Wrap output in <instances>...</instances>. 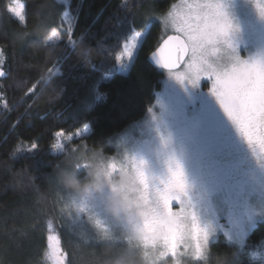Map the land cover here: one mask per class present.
<instances>
[{"label":"trees","instance_id":"trees-1","mask_svg":"<svg viewBox=\"0 0 264 264\" xmlns=\"http://www.w3.org/2000/svg\"><path fill=\"white\" fill-rule=\"evenodd\" d=\"M175 1L69 0L76 37L69 44L66 37L46 41L61 14L53 0H25L26 27L9 17L10 0H0V68L5 72L0 77V264H43L46 223L52 220L61 229L70 264H87L86 255L93 251L101 256L118 250L115 243L80 239L61 226L53 176L65 153L51 145L56 131L73 133L87 122L89 132L69 144L113 153L109 140L152 108L164 71L148 57L163 38L162 23H150L126 72L118 70L115 57L133 35L140 10L151 3L156 12L165 13ZM81 40L100 53L90 68L77 52ZM91 92L102 98L81 105ZM32 143L39 147L29 152ZM263 241L264 220L256 223L241 249L219 236L210 243L207 259L194 264H256V247ZM120 248L127 258L142 261L137 249Z\"/></svg>","mask_w":264,"mask_h":264},{"label":"rangeland","instance_id":"rangeland-1","mask_svg":"<svg viewBox=\"0 0 264 264\" xmlns=\"http://www.w3.org/2000/svg\"><path fill=\"white\" fill-rule=\"evenodd\" d=\"M53 1L61 8L56 27L63 33L66 25L61 27V24L64 12L69 13V0ZM178 2L179 0L173 2L165 13H158L151 3L147 4L136 16L134 33L142 32L145 35L150 23L158 20L162 23L164 37V28H171L167 12ZM221 3L232 25L228 39L234 46L235 54L248 61L264 59V16L257 9V0H221ZM69 15L73 17L70 13ZM167 34H171L170 31ZM49 35L46 37L48 43L63 39L62 36L61 39L51 40ZM215 48V51L209 48L205 52L207 61L217 68L228 66L233 56L232 49L223 43ZM0 59L2 60V56ZM130 65L131 62L123 66L118 64V70L126 72ZM211 82L210 77H202L198 86L187 82L181 84L169 76L168 71H164L161 88L151 111L148 110L143 117L109 140V145L114 148L113 153L91 149L85 144H69L71 140L60 138L63 147L56 149V152H64L65 155L54 173L53 187L61 226L80 239L119 245L118 250L112 253L97 256L93 251L87 254V264H103L106 260L124 256V249L120 248L123 246L138 250L137 258L142 261L131 259L133 264H194L195 261L207 259L210 243L219 236L241 249L256 223L264 220V161L245 185H233L229 188L230 193L225 191V178L216 180L214 169L220 164L228 135L237 128L210 93ZM101 98L102 94L91 92L80 100V104L85 105ZM84 124L88 125L87 122ZM84 124L75 132L66 134H73V139L86 135L89 125L85 131ZM76 132H80L79 137L74 135ZM234 146L237 150L240 149L237 144ZM171 156L183 166L191 201L178 217V223L183 225V232L174 255L168 253L163 242L164 236L171 230L172 221L160 198L163 193L162 181H166L168 176L167 161ZM140 161H143L148 183L145 199H142L144 189L133 167L134 162L139 164ZM91 166L104 169L106 183L101 188H93L87 195L66 190L58 182V175L64 170H74L81 180H86ZM120 172H131L136 178L132 200L136 207L143 210V219L139 224H134L131 219L118 221L107 211V197L112 191L110 183ZM239 204L244 205L251 213L245 221H235L233 224L230 212L233 206ZM173 207L178 208L175 202ZM189 211L194 212L199 225L208 230L207 241L203 242L198 256L193 254L194 221ZM50 222L55 223L62 239L59 225L56 221ZM145 228H151L156 234L154 243H146L150 237L145 235ZM134 232L140 234L139 240L133 239ZM256 248L253 260L256 264H264V241ZM6 254L13 255L8 249ZM43 264H50L46 253Z\"/></svg>","mask_w":264,"mask_h":264},{"label":"snow or ice","instance_id":"snow-or-ice-1","mask_svg":"<svg viewBox=\"0 0 264 264\" xmlns=\"http://www.w3.org/2000/svg\"><path fill=\"white\" fill-rule=\"evenodd\" d=\"M256 6L260 15L264 16V0H257ZM26 7L25 0H10L6 10L10 18H14L19 25L26 27ZM167 16L171 22V28H164L165 36L160 38L150 51L152 60L167 69L168 75L181 84L187 82L198 86L202 77H210L212 79L210 93L215 96L223 112L253 151L260 157H264V61H248L235 54L234 46L228 39L232 25L223 10L221 0H179L172 5ZM73 20L74 18L65 11L61 27L66 25V28L62 33L57 27H53L49 39L57 40L63 36L67 38V43H73L76 39ZM169 31L171 34H167ZM143 37L144 33L135 32L126 39L120 54L115 57L116 62L123 66L134 61L140 50L138 45ZM221 43L232 49L233 56L228 66L217 68L207 61L204 54L209 48L215 51V46ZM2 55L3 53H0V56ZM4 75L5 72L0 70V77ZM32 91L34 89H29L30 93ZM4 106L7 107L6 101ZM76 112L78 113L79 110ZM84 130H88L87 124H84ZM74 135L79 137L80 132ZM54 136L57 139L51 145L53 149L63 147L60 138L73 139V134H66L63 129L56 131ZM38 147V143H32L28 151L31 152ZM167 165L168 176L166 181H162L163 193L160 194V198L172 221V227L164 236L163 242L168 253L174 255L178 250L183 232V225L178 223V217L184 213L191 201L188 194L189 186L185 181L181 163L171 156ZM133 167L144 189L142 199H145L148 183L143 161L139 164L134 162ZM173 202L178 208L173 207ZM189 214L194 221L193 254L198 256L202 251L203 242L207 241L208 230L199 225L194 212L189 211ZM97 223L99 224V221ZM143 231L150 237L146 243H154L156 234L151 228H145ZM45 241L46 255L50 264H70L69 254L63 247L54 222L46 223Z\"/></svg>","mask_w":264,"mask_h":264},{"label":"clouds","instance_id":"clouds-1","mask_svg":"<svg viewBox=\"0 0 264 264\" xmlns=\"http://www.w3.org/2000/svg\"><path fill=\"white\" fill-rule=\"evenodd\" d=\"M51 0H45L50 3ZM43 34L46 31L41 30ZM78 55L85 67H92L93 61L100 55L97 49L85 45L81 40L77 47ZM89 178L81 180L74 170H64L58 175V182L66 190L79 195H87L93 188H101L106 181L105 171L100 166H91ZM111 194L107 197V211L118 221L131 219L134 224H139L143 219V210L136 207L132 200V194L136 190V178L131 172H120L110 183ZM138 232L132 233L133 239L139 240ZM103 264H133L126 256H120L115 260H106Z\"/></svg>","mask_w":264,"mask_h":264},{"label":"flooded vegetation","instance_id":"flooded-vegetation-1","mask_svg":"<svg viewBox=\"0 0 264 264\" xmlns=\"http://www.w3.org/2000/svg\"><path fill=\"white\" fill-rule=\"evenodd\" d=\"M226 143L224 153L220 157V164L214 169V172L216 180L225 178L224 180L227 183L225 191L229 192V188L235 184L245 185L253 172H255V169L260 167L264 157H260L253 151L237 129L228 135ZM234 144H237L240 149L237 150ZM250 213L251 211L244 205L233 206L230 212V220L233 224L235 221H245Z\"/></svg>","mask_w":264,"mask_h":264},{"label":"water","instance_id":"water-1","mask_svg":"<svg viewBox=\"0 0 264 264\" xmlns=\"http://www.w3.org/2000/svg\"><path fill=\"white\" fill-rule=\"evenodd\" d=\"M148 59H149L150 63H151L152 65H154L156 68H159V69H161V70H163V71H167V69H164V68H162L161 66L157 65V64L152 60V58H151L150 55H149Z\"/></svg>","mask_w":264,"mask_h":264}]
</instances>
